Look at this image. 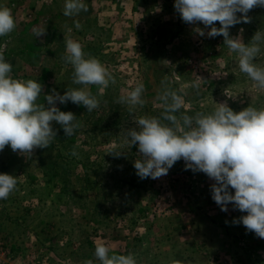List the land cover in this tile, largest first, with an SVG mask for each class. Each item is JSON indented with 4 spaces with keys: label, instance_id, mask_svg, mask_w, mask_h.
Returning a JSON list of instances; mask_svg holds the SVG:
<instances>
[{
    "label": "rangeland",
    "instance_id": "1",
    "mask_svg": "<svg viewBox=\"0 0 264 264\" xmlns=\"http://www.w3.org/2000/svg\"><path fill=\"white\" fill-rule=\"evenodd\" d=\"M84 2L86 12L66 17L65 0H0L16 23L13 32L0 37V50L12 64L13 78L42 84L38 103L47 108L45 95L82 87L72 82L73 67L62 59L68 28L85 54L116 78L102 93L89 86L100 100L92 112L57 101L61 111H71L80 122L74 135L66 136L53 121L56 137L49 147L36 148L31 156L13 152L10 145L0 151V174L18 180L17 189L0 200V264H100L94 256L97 243L110 245V255L134 254L138 264H264V239L234 222L246 213L223 216L212 198L214 180L186 169L183 159L167 175L141 179L134 168L138 146L129 147L124 135L140 116L161 115L158 96L165 79L183 89L181 112L188 115L210 113L224 102L236 112L250 105L261 108L264 90L240 72L223 36L201 37L196 29L207 33L208 28L181 19L175 0ZM248 16L250 22L229 29L245 44L256 31L264 32V7ZM74 21L82 28L76 29ZM34 28H45V34L36 37ZM254 62L264 66V45ZM197 80L199 90L191 87ZM137 82L145 85V103L130 114L116 101ZM73 148L78 156L71 155ZM205 228L212 231L207 238L215 246L206 242ZM225 239L229 247H222Z\"/></svg>",
    "mask_w": 264,
    "mask_h": 264
},
{
    "label": "clouds",
    "instance_id": "2",
    "mask_svg": "<svg viewBox=\"0 0 264 264\" xmlns=\"http://www.w3.org/2000/svg\"><path fill=\"white\" fill-rule=\"evenodd\" d=\"M257 6L264 7V0H175L174 4L185 23L199 22L209 29L205 33L197 28L199 36H223L224 45L238 57L240 72L258 89L264 90V66L254 62L264 45V32L256 31L247 44L229 33L236 24L250 22L248 13ZM87 10L84 0H65L63 14L73 17ZM74 24L76 29L82 28L79 21ZM15 28L11 9L0 6V37ZM71 32L68 28L69 35L64 36L66 49L62 59L73 67L72 82L82 87L68 88L63 95L55 91L45 95L47 108L38 103L42 84L34 79L13 78L10 75L12 64L0 50V151L10 145L13 152L31 156L34 149L49 147L56 137L53 121L62 126L66 136L74 135L81 124L71 111H61L56 106L57 101L82 104L92 112L100 106V100L89 86H97L102 93L116 83L114 74L96 57L86 55ZM33 34L40 37L45 34V28H34ZM191 87L199 90L201 82L194 81ZM145 90L144 83L137 82L131 90L121 94L116 103L127 105L129 113L134 114L136 107L145 103L142 98ZM182 91L174 89L167 79L163 80L158 96L163 105L161 115L140 116L134 120L135 127L125 132L128 146H138L140 158L134 161L136 174L141 179H158L183 159L186 169L201 171L215 181L211 186L212 198L222 211H228L231 203L235 209L246 213L234 222L242 223L246 230L264 239V107L250 105L236 112L224 102L217 103L210 113L188 115L181 112ZM107 153L121 154L115 150ZM71 155L78 156L75 148ZM17 184L16 176L0 174V200H6L17 189ZM230 188L234 189V194ZM112 251L110 245L97 243L94 256L100 264H138L134 254L110 255ZM84 264L94 262L85 260Z\"/></svg>",
    "mask_w": 264,
    "mask_h": 264
},
{
    "label": "crops",
    "instance_id": "3",
    "mask_svg": "<svg viewBox=\"0 0 264 264\" xmlns=\"http://www.w3.org/2000/svg\"><path fill=\"white\" fill-rule=\"evenodd\" d=\"M223 212V216L228 220V218H232V216H233V214H238V215H240L241 214V212L238 210V209H232L230 206L228 207V211H222ZM212 222H214V221H212ZM227 223H228V221H227ZM212 225H214L213 223H212ZM151 232V231H150ZM204 235H205V239H207L206 240V242L208 241V243L209 244H213L214 246H215V244H216V242H215V240H210V238H207V236H208V234H210V233H212V231L211 232H209V230L207 229V228H205L204 229ZM230 233V232H229ZM151 234L153 235V237H156V235H159V233L157 232V231H153V232H151ZM156 239V238H155ZM215 242V243H214ZM228 241L225 239L224 241H223V244H222V247H224V245H227V247H229L230 245L229 244H226ZM159 243H161V242H159ZM155 244H158V242H156ZM160 245L161 244H159V247H160ZM171 245V244H170ZM183 261V260H182Z\"/></svg>",
    "mask_w": 264,
    "mask_h": 264
}]
</instances>
